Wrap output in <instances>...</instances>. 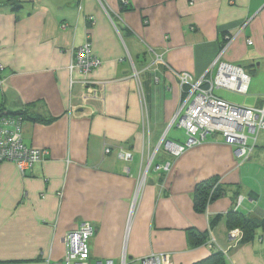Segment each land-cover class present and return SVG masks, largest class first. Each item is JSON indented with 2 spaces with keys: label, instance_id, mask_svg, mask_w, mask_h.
I'll return each mask as SVG.
<instances>
[{
  "label": "crops",
  "instance_id": "0c3cea01",
  "mask_svg": "<svg viewBox=\"0 0 264 264\" xmlns=\"http://www.w3.org/2000/svg\"><path fill=\"white\" fill-rule=\"evenodd\" d=\"M87 40L102 63L72 76ZM221 62L251 76L243 107H264V0H0V110L23 111L24 143L47 151L25 173L0 163V264H52L84 221L93 264L159 252L193 264L222 248L226 264H264V231L231 247L227 225L239 195L238 211L264 217V138L246 161L219 133L179 157L162 145L187 139L173 124L190 88L177 73L216 95ZM205 181L221 195L198 212ZM191 230L209 236L193 245Z\"/></svg>",
  "mask_w": 264,
  "mask_h": 264
},
{
  "label": "built area",
  "instance_id": "2783aa9c",
  "mask_svg": "<svg viewBox=\"0 0 264 264\" xmlns=\"http://www.w3.org/2000/svg\"><path fill=\"white\" fill-rule=\"evenodd\" d=\"M122 1L128 2V0ZM101 63L102 60L93 52L92 44L87 40L75 50L70 72L72 76L75 71L88 75ZM3 69L4 66L0 63V88L4 84ZM177 76L182 86L189 85L190 88L186 91V99L173 124L185 129L187 139L185 143H178L164 138L162 145L165 151L174 157H179L187 149L201 145L208 135L219 133L227 144L235 146V152L242 161L248 160L258 144L259 134L264 133V107H243L224 100L214 95L212 89L204 88L203 80L195 82L189 72H178ZM250 79L251 76L244 68L221 62L215 83L245 94L248 92ZM71 81H74V77ZM23 126L24 118L21 115L7 114L0 118V163L12 161L21 173L43 161L47 153L44 148L28 146L24 143ZM106 152H111V148H106ZM117 154L124 161L133 159L132 152L123 148H120ZM170 167L171 163L168 162L163 168L168 171ZM242 200L243 196L239 195L235 202V210L241 207ZM94 232L92 222L84 221L76 229L64 234L62 244L65 252L52 264H91L90 239ZM228 236L232 247L241 242L243 231L240 228L232 229ZM228 250L222 248L224 253H228ZM138 262L139 264H174L170 252L151 253ZM129 263L134 264L124 254L121 264ZM95 264L115 263L112 259H106L99 260Z\"/></svg>",
  "mask_w": 264,
  "mask_h": 264
},
{
  "label": "trees",
  "instance_id": "16d2710c",
  "mask_svg": "<svg viewBox=\"0 0 264 264\" xmlns=\"http://www.w3.org/2000/svg\"><path fill=\"white\" fill-rule=\"evenodd\" d=\"M8 114V113H7ZM0 110V118L4 115H7ZM13 115H21L23 116V111L18 113H9ZM35 119L41 121L42 118L36 117ZM213 190V185L210 181H205L200 183L194 195V204L195 209L198 212H204L207 208V205L210 201L214 200L215 198L221 195L220 187H216ZM223 215L217 214L210 222V227L213 229L218 225L220 220L222 219ZM227 225L230 230L240 228L243 231V238L241 242H249L252 241L259 230L264 231V217L262 218H253L245 213L232 210L227 213ZM209 236V230L204 232L198 230H191L190 231V238L192 240L193 245H200L206 241ZM131 264V263H129ZM193 264H226V256L222 251H214L209 257L200 260Z\"/></svg>",
  "mask_w": 264,
  "mask_h": 264
},
{
  "label": "rangeland",
  "instance_id": "374dc122",
  "mask_svg": "<svg viewBox=\"0 0 264 264\" xmlns=\"http://www.w3.org/2000/svg\"><path fill=\"white\" fill-rule=\"evenodd\" d=\"M214 93L216 95H218L219 97H222L224 100H227V101H229L231 103H234V104H237V105H240V106H245L246 105L245 104L246 102L244 100L245 95L239 94L235 90L227 89L225 87L215 86ZM259 138L262 140L264 138V134L261 133ZM249 141H250V143L252 142L251 139ZM134 263L135 264H139L138 260H137V262H134ZM41 264H46V263L43 262ZM91 264H93V263H91Z\"/></svg>",
  "mask_w": 264,
  "mask_h": 264
}]
</instances>
